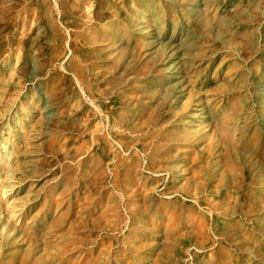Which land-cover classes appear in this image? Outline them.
Returning a JSON list of instances; mask_svg holds the SVG:
<instances>
[{"label":"rangeland","instance_id":"rangeland-1","mask_svg":"<svg viewBox=\"0 0 264 264\" xmlns=\"http://www.w3.org/2000/svg\"><path fill=\"white\" fill-rule=\"evenodd\" d=\"M55 1L0 0V264H264V0Z\"/></svg>","mask_w":264,"mask_h":264},{"label":"bare ground","instance_id":"bare-ground-1","mask_svg":"<svg viewBox=\"0 0 264 264\" xmlns=\"http://www.w3.org/2000/svg\"><path fill=\"white\" fill-rule=\"evenodd\" d=\"M57 2H59V0H56ZM55 1V2H56ZM98 1V3H99V5H102V0H97ZM130 1L131 0H129V4H130ZM191 1V0H190ZM60 3V2H59ZM163 6H164V4H163ZM132 11H131V7H130V9H129V11H128V14H127V16H126V18H125V20H121V19H119L117 16H116V13H115V11H114V9L113 8H111V9H109L108 11H106L104 14H100V15H98V17H97V19L95 20L96 21V23L100 26L99 27V29H96L95 30V32H96V34H97V37H98V40L100 41V43L102 44L101 45V49H104L103 51H107L111 56H113L114 55V53H115V50H116V45H117V40H115L116 39V36H117V30H118V27L121 25L122 26V28H123V30H124V34L126 33V32H130V30H131V27L133 26V19H134V15H133V13H131ZM146 12V11H145ZM164 15V14H163ZM228 16H230V15H228ZM215 20V19H214ZM29 22H31L30 20H29ZM202 22V21H201ZM138 23H140V24H143L144 23V20L143 21H139L138 20ZM219 24V23H218ZM33 25V22L32 23H30L29 24V27L28 28H30L31 26ZM219 26V25H218ZM210 27V26H209ZM208 27V28H209ZM120 28V27H119ZM198 28V27H197ZM221 29V28H220ZM205 30V29H204ZM224 30H225V28H224ZM228 31V30H227ZM139 36V35H138ZM135 37V36H134ZM108 40H111V43H109V44H105ZM136 40V39H135ZM121 44V43H120ZM132 46V45H131ZM128 48V47H127ZM126 48V49H127ZM126 53V52H125ZM136 53V52H135ZM113 54V55H112ZM123 54V53H122ZM121 54V55H122ZM127 54V53H126ZM108 58V57H107ZM117 58V57H116ZM115 58V59H116ZM118 59V58H117ZM116 63V62H115ZM114 64V63H113ZM232 75V74H231ZM231 77V76H230ZM240 82V81H239ZM83 89V88H82ZM242 96V95H241ZM231 98H234V97H231ZM238 100V99H237ZM236 100V101H237ZM231 101V100H230ZM234 101H235V99H234ZM228 102V101H227ZM217 103H219V102H217ZM216 103V104H217ZM236 104V103H235ZM218 105V104H217ZM216 105V106H217ZM230 105V104H229ZM228 105V106H229ZM237 105V104H236ZM226 107H227V105H226ZM214 108H216V107H214ZM226 111V110H225ZM229 112V111H228ZM227 112V113H228ZM231 112H233V111H231ZM237 112V111H236ZM222 113V112H221ZM232 114H235V112L234 113H231V114H229V115H232ZM222 118V117H221ZM235 118V117H234ZM253 118V117H252ZM220 121V120H219ZM221 123V122H220ZM222 124V123H221ZM101 125V124H100ZM225 127H227V125L225 126ZM99 128V127H98ZM224 129V128H223ZM232 131V130H231ZM229 132V131H228ZM227 140H228V138H226ZM175 140V139H174ZM229 141V140H228ZM230 142V141H229ZM261 148V147H260ZM98 153V152H97ZM196 153V152H195ZM96 154V153H95ZM97 155V154H96ZM99 155V154H98ZM94 163V162H93ZM103 167V166H102ZM169 170V169H168ZM167 170V171H168ZM164 172V171H163ZM181 172V171H180ZM89 173V172H88ZM153 174H155V173H153ZM173 178V177H172ZM155 179V178H154ZM156 181V180H155ZM162 181V180H161ZM154 182V181H153ZM96 185V184H95ZM169 187V186H168ZM100 189V188H99ZM178 189V188H177ZM151 191H152V189H150ZM169 191V190H168ZM167 191V192H168ZM180 194V193H179ZM162 195V194H161ZM109 197V196H108ZM87 198V197H86ZM185 198H186V196H185ZM188 198V197H187ZM88 199V198H87ZM89 201V200H88ZM101 201H102V199H101ZM87 202V201H86ZM85 202V203H86ZM92 202V201H91ZM197 203V202H196ZM193 208V207H192ZM191 208V209H192ZM195 208V207H194ZM111 209H112V207H111ZM197 209V208H196ZM210 209V208H209ZM208 211V210H207ZM104 212V211H103ZM62 216H64L63 214H61ZM59 216V215H58ZM57 216V217H58ZM61 216V217H62ZM161 218V217H160ZM58 219V218H57ZM94 220H96V219H94ZM55 222H56V220H55ZM114 227V226H113ZM171 227V226H170ZM134 228H136L135 226H134ZM174 228V227H173ZM202 228V227H201ZM168 229V228H167ZM196 229V228H195ZM140 230V229H139ZM144 230V229H143ZM171 230H173V229H171ZM205 230V229H204ZM203 230V231H204ZM205 234V233H204ZM209 238V237H208ZM205 239V238H204ZM206 240V239H205ZM206 242V241H205ZM134 249V248H133ZM137 250V249H136ZM201 251V250H200ZM93 254V253H92ZM136 255H138V254H136ZM207 255V254H206ZM87 256V255H86ZM96 257V256H95ZM60 258V257H59ZM92 259V258H91ZM90 259V260H91ZM22 261V260H21ZM51 261V260H50ZM97 262V261H96ZM80 263V262H79ZM79 263H77V264H79ZM86 263V262H85ZM66 264V263H65Z\"/></svg>","mask_w":264,"mask_h":264},{"label":"built area","instance_id":"built-area-1","mask_svg":"<svg viewBox=\"0 0 264 264\" xmlns=\"http://www.w3.org/2000/svg\"><path fill=\"white\" fill-rule=\"evenodd\" d=\"M156 175L165 177L166 174L165 173H156ZM166 179H167V177H166ZM165 181H164V183H162V182L160 183L161 184L160 185V191L165 192V188H166V182Z\"/></svg>","mask_w":264,"mask_h":264}]
</instances>
